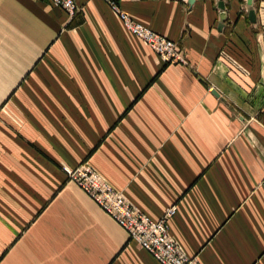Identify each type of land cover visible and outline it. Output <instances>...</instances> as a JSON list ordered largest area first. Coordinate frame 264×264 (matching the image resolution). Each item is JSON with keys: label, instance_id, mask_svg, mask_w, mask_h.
I'll return each mask as SVG.
<instances>
[{"label": "crops", "instance_id": "1", "mask_svg": "<svg viewBox=\"0 0 264 264\" xmlns=\"http://www.w3.org/2000/svg\"><path fill=\"white\" fill-rule=\"evenodd\" d=\"M0 0V264H162L68 171L93 167L201 264H264V0ZM252 12V13H251Z\"/></svg>", "mask_w": 264, "mask_h": 264}, {"label": "built area", "instance_id": "2", "mask_svg": "<svg viewBox=\"0 0 264 264\" xmlns=\"http://www.w3.org/2000/svg\"><path fill=\"white\" fill-rule=\"evenodd\" d=\"M119 14L127 29L144 40L165 63L185 61L179 44L149 26L136 21L124 12L118 0H105ZM55 5L74 15L79 10L77 0H51ZM68 178L80 186L88 195L123 226L141 246L162 264H201L189 257L169 236L168 219L177 207L168 208L165 214L153 219L133 207L124 195L105 180L88 164L68 171Z\"/></svg>", "mask_w": 264, "mask_h": 264}, {"label": "water", "instance_id": "3", "mask_svg": "<svg viewBox=\"0 0 264 264\" xmlns=\"http://www.w3.org/2000/svg\"><path fill=\"white\" fill-rule=\"evenodd\" d=\"M251 2V0H249ZM219 7L221 9H225V3H224V0H220L219 3H218ZM252 13V12H251Z\"/></svg>", "mask_w": 264, "mask_h": 264}]
</instances>
